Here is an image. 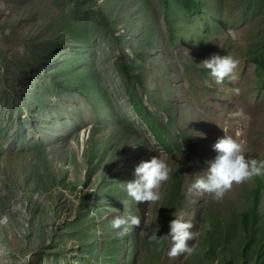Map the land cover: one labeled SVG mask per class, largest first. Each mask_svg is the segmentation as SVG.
<instances>
[{
  "label": "rangeland",
  "instance_id": "rangeland-1",
  "mask_svg": "<svg viewBox=\"0 0 264 264\" xmlns=\"http://www.w3.org/2000/svg\"><path fill=\"white\" fill-rule=\"evenodd\" d=\"M213 53L234 80L208 75ZM263 62L264 0H0V264H264V171L190 188L224 134L264 160ZM152 155L168 179L135 201ZM173 216L190 253L149 239Z\"/></svg>",
  "mask_w": 264,
  "mask_h": 264
},
{
  "label": "clouds",
  "instance_id": "clouds-1",
  "mask_svg": "<svg viewBox=\"0 0 264 264\" xmlns=\"http://www.w3.org/2000/svg\"><path fill=\"white\" fill-rule=\"evenodd\" d=\"M227 31L230 36L235 38L232 29ZM200 63L217 83L224 78L229 80L236 78L234 69L238 59L229 53H213L202 59ZM234 91H238V89H234ZM211 147L215 150L214 157L207 162L203 175L195 177L190 188L202 189L212 193L213 198H219L226 189L231 187L232 182L238 183L264 171V160L258 161L254 157H246L242 150V142L232 136L224 134L218 137ZM132 171L133 177L124 181L123 185L127 194L135 201L158 200L161 195L159 191L161 182L167 180L169 176L170 168L167 162L158 155H152L150 158L142 159L136 163ZM139 223V216L132 213L115 217L111 221L112 227L118 228L120 232L126 231L129 225ZM191 227L190 220L173 216L168 221L166 233L160 236L152 235L149 239L154 240L158 247L161 245L162 239H168L171 242L167 249L169 256L185 251L190 253L193 248L187 244V241L195 235L190 230Z\"/></svg>",
  "mask_w": 264,
  "mask_h": 264
},
{
  "label": "trees",
  "instance_id": "trees-1",
  "mask_svg": "<svg viewBox=\"0 0 264 264\" xmlns=\"http://www.w3.org/2000/svg\"><path fill=\"white\" fill-rule=\"evenodd\" d=\"M263 65H264V62H263Z\"/></svg>",
  "mask_w": 264,
  "mask_h": 264
}]
</instances>
